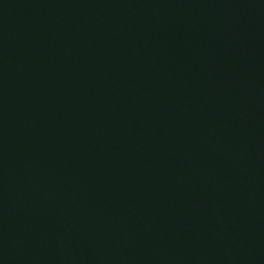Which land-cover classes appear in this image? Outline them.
Wrapping results in <instances>:
<instances>
[{"label": "water", "instance_id": "95a60500", "mask_svg": "<svg viewBox=\"0 0 264 264\" xmlns=\"http://www.w3.org/2000/svg\"><path fill=\"white\" fill-rule=\"evenodd\" d=\"M0 264H264V0H0Z\"/></svg>", "mask_w": 264, "mask_h": 264}]
</instances>
